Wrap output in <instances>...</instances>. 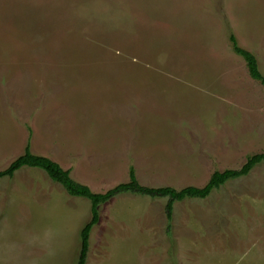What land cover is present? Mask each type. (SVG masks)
<instances>
[{
  "label": "rangeland",
  "instance_id": "374dc122",
  "mask_svg": "<svg viewBox=\"0 0 264 264\" xmlns=\"http://www.w3.org/2000/svg\"><path fill=\"white\" fill-rule=\"evenodd\" d=\"M264 0H0V169L30 150L93 191L203 185L264 152ZM31 132V134L29 133ZM118 194L86 264H264V162L203 198ZM89 201L38 168L0 179V264H74Z\"/></svg>",
  "mask_w": 264,
  "mask_h": 264
},
{
  "label": "trees",
  "instance_id": "16d2710c",
  "mask_svg": "<svg viewBox=\"0 0 264 264\" xmlns=\"http://www.w3.org/2000/svg\"><path fill=\"white\" fill-rule=\"evenodd\" d=\"M229 42L234 53L245 62L249 76L258 81L264 89V75L259 69L256 56L249 50L238 45L237 39L230 34ZM31 134V132L29 131ZM29 135L21 154L11 160L4 168L0 169V179L11 178L14 173L22 168H38L43 170L55 183L60 184L71 196L84 197L89 201V217L79 230V251L74 264H86L91 229L99 220V207L118 194L129 193L144 195L150 198H166L164 214L166 218L165 232L170 239L172 235L173 204L184 199L207 197L211 191L218 189L228 180H233L247 175L258 163L264 162V152L253 153L246 157L239 168H228L222 171L214 170L208 180L201 186L186 185L183 187L160 186L149 187L141 185L132 165L128 166L127 180L116 183L110 188L98 192L93 191L87 184L75 180L71 170L62 167L57 161L46 155L35 154L30 150Z\"/></svg>",
  "mask_w": 264,
  "mask_h": 264
}]
</instances>
